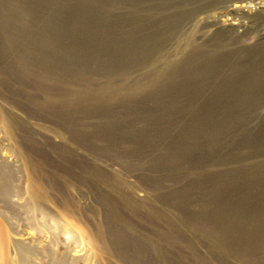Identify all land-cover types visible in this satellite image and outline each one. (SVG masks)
<instances>
[{
	"label": "rangeland",
	"instance_id": "374dc122",
	"mask_svg": "<svg viewBox=\"0 0 264 264\" xmlns=\"http://www.w3.org/2000/svg\"><path fill=\"white\" fill-rule=\"evenodd\" d=\"M0 110L28 264H129L100 223L131 264H264V0H0ZM32 175L76 238L27 207Z\"/></svg>",
	"mask_w": 264,
	"mask_h": 264
},
{
	"label": "bare ground",
	"instance_id": "6f19581e",
	"mask_svg": "<svg viewBox=\"0 0 264 264\" xmlns=\"http://www.w3.org/2000/svg\"><path fill=\"white\" fill-rule=\"evenodd\" d=\"M0 120L4 123L3 125H4V129L6 130V132L10 135H14V137H15L16 136L15 132L13 133V130H14L13 119L10 120L9 115L4 110H0ZM20 153H22V152H20ZM22 156L26 162L28 160L26 155L23 154ZM23 163H24V161H23ZM26 165H28V163ZM32 176L30 178V184L27 186V189H28L27 190L28 196L26 197L27 207H30V208L34 207L36 210L40 211L43 214V217L42 218L40 217L41 219H37V220L39 221L40 224L43 225V227H46L45 229L51 233V236L53 237L54 240L56 238L59 239L58 238L59 231L64 232L66 234H69L72 238H76L77 234L80 231H78V229L74 225H72L70 223V221H68V219H66L63 215H61V217L57 218V217H53V215L48 213V210L46 209V207H47V204L50 200H52V201L56 200L54 197V194L48 193L49 191L46 188V186L43 184V182L39 178H37L35 175H32ZM11 177L12 176L9 172L0 168V188H3V192L6 194L5 196H7V198H8L7 194H9L11 191V188H10ZM11 193H13V192H11ZM60 204L64 205L65 203H64V201H60ZM31 206H33V207H31ZM26 212H27V210H26ZM33 212L35 214V211H33ZM0 213L2 215H4L3 211L2 212L0 211ZM46 215H50L52 217L53 222L52 223L50 222L51 224L50 223L47 224L45 222ZM33 217H35V216H33ZM115 219L117 221L121 220L117 216ZM127 219L129 220V222H131V219L129 217ZM0 223L2 224V222H0ZM3 225H4V223H3ZM103 227H104V225L102 223H100L99 227H97L98 229L96 228V230L91 232L92 235L90 234V236L92 237V243L94 244L95 248H97L99 250V252L102 254H109V255H114V256L120 257V260L122 262H126L129 264H131V262L133 263V261H131V252L130 253L125 252L121 248L122 246L120 247V246L116 245L114 243V241L111 242L110 234L107 231H105L103 229ZM4 230H5V228H4ZM5 233H7V234H5ZM8 238H9V234L7 232V229L5 231H3L2 228L0 227V262H2V263H5V262L9 263V262L13 261L15 257L18 258L22 263L23 262L25 263L26 261L28 262V259H27V255H28L27 253L28 252L35 253V254L38 252L37 250H33L31 245H27L24 241L22 242L19 240H14V238H12V240L9 241ZM153 238L157 239L156 236ZM160 240L163 241V239L161 237H160ZM8 241L11 243L9 244ZM119 245H121V244L119 243ZM124 245H126V244H124ZM155 246H157V245H155ZM8 247L11 248L10 254H8V252L6 251V250H9ZM48 251H51L50 248L48 249ZM12 253L14 254V256L12 255ZM165 259L169 260V258H166V257H165ZM60 261H61V263H60ZM60 261H59L60 264H67L68 260H65V258H62ZM30 262L31 261H29V263ZM54 262L55 261L53 259L52 263H54ZM170 264H172V263H170Z\"/></svg>",
	"mask_w": 264,
	"mask_h": 264
}]
</instances>
